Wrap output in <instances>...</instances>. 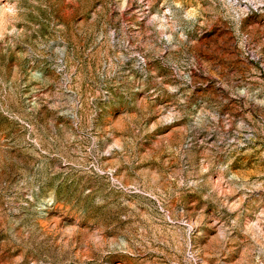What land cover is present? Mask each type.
I'll list each match as a JSON object with an SVG mask.
<instances>
[{"label":"rangeland","instance_id":"1","mask_svg":"<svg viewBox=\"0 0 264 264\" xmlns=\"http://www.w3.org/2000/svg\"><path fill=\"white\" fill-rule=\"evenodd\" d=\"M0 264H264V0H0Z\"/></svg>","mask_w":264,"mask_h":264}]
</instances>
